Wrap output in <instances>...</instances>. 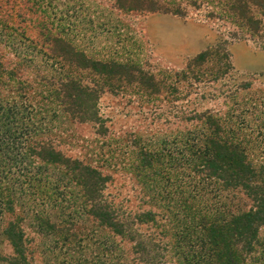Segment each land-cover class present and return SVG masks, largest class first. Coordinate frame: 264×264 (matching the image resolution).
<instances>
[{"label": "rangeland", "instance_id": "1", "mask_svg": "<svg viewBox=\"0 0 264 264\" xmlns=\"http://www.w3.org/2000/svg\"><path fill=\"white\" fill-rule=\"evenodd\" d=\"M65 77L92 87L90 118ZM1 113L30 264H186L198 214L254 206L202 165L212 137L264 166V0H0Z\"/></svg>", "mask_w": 264, "mask_h": 264}, {"label": "trees", "instance_id": "2", "mask_svg": "<svg viewBox=\"0 0 264 264\" xmlns=\"http://www.w3.org/2000/svg\"><path fill=\"white\" fill-rule=\"evenodd\" d=\"M65 80L67 82L60 84V90L65 97L62 101L64 104L70 105L69 108H64L65 111L75 116V111L78 110L76 116L78 119H81L83 115L90 118L92 115L86 111H81L79 107L89 100L92 87L83 85L81 79L78 78L65 77ZM8 106L7 113L15 106V103H9ZM2 114L0 117L3 116ZM10 138L8 131L3 134L0 131V246L6 240L13 249L11 255H3L0 249V264H30L26 255L25 243L27 239L23 225L25 219L23 214L18 212L21 205L18 203L20 194L24 193L20 189L22 183L18 174L19 168L16 169L21 159L20 154L14 155L12 152L14 147ZM14 140L19 141V137L14 136ZM49 144L48 141H44L38 147L45 150V147H50ZM5 146L10 149L3 152ZM206 147L203 156L205 163L202 167L209 174H216L218 171H231L230 177L232 179L234 177L237 181L240 180L241 185L246 189V193L252 197L254 206L249 211H245L238 217L222 224L217 219L212 221L203 216L200 217L198 210L192 211V213L198 214L196 217L197 224L190 226L188 230L194 227L192 233L196 232V234H189L186 239L182 231L180 239L183 237L184 240L193 242L192 245L197 244L198 248L194 249L193 253L186 252L185 248L182 249V257L186 264H248L249 261L257 262L259 260L261 261L260 264H264V238L260 236V229L264 228V166L256 167L252 161L248 160L243 150H235L223 139L219 141L211 137L208 139ZM44 153L45 151H42L38 154L44 155ZM51 156L54 159V154ZM198 157H202V155H198ZM23 183L25 184V181ZM101 216L103 217V215ZM104 221L112 228L117 225V223L110 221V218H106ZM48 224L45 223L44 225L49 226ZM51 225L53 226L54 223ZM256 247L260 249L257 255L253 256L251 254ZM154 253L156 252L153 251ZM158 257L161 260L165 258L162 255L154 254L146 255L145 260L150 264H156L158 261H154Z\"/></svg>", "mask_w": 264, "mask_h": 264}]
</instances>
